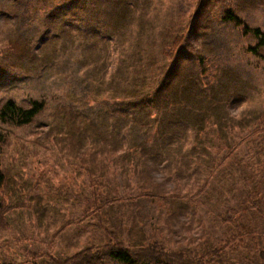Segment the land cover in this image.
<instances>
[{"label":"trees","instance_id":"16d2710c","mask_svg":"<svg viewBox=\"0 0 264 264\" xmlns=\"http://www.w3.org/2000/svg\"><path fill=\"white\" fill-rule=\"evenodd\" d=\"M15 1L13 35H8L10 38L0 46L1 57L10 61L11 66L27 73L33 71L26 51L31 41L39 42L34 22L44 25L46 20L38 16L48 13L56 19L75 17L64 20L54 38H44L41 47L46 52L38 56L35 77L57 75L44 68L47 64L44 60L52 63L62 59L64 69L59 77H66L68 72L76 74L71 62L74 67H92L83 77L76 78V84L82 88L81 95L72 96L63 90L56 100L74 116L76 126L67 125L46 133V140L53 141V146L68 151L79 161L75 165L78 174L88 177L87 183H79L78 187L68 183L77 200L82 193L93 196V208L102 201L109 203L110 195L121 189L115 176L120 171L136 174L145 162L171 168L174 173L182 163L194 164L185 173L192 176L205 173L206 183L212 176L219 177L226 170L242 167L243 157L238 153L246 139L241 138L234 150V140L230 137L233 130L224 126L227 106L237 97L239 75L231 63L234 55L227 52L220 59L216 45L208 53L193 50L191 43L194 39L200 41L202 36L205 38L202 46L213 45L209 44V31L205 32L196 20L185 17L182 0H171L168 6L155 12L154 0ZM140 3L144 4L142 8ZM218 4L223 5L217 13L219 24L231 26L237 35L242 33L243 38L255 41L245 52L263 59L264 30L253 25L243 12L249 6L251 10L264 5V0H203L200 7ZM186 26L190 29L185 31ZM182 44L187 45L190 55L181 60L177 51L182 54L185 49ZM114 56H117L115 69L109 73L108 63ZM171 56L175 57L168 65ZM98 89L102 96H93ZM46 107L47 101L39 99L30 101L27 107L9 99L0 107V123L12 127L30 125ZM259 116L264 124V110ZM8 138L7 132L0 128V222L11 212V203L8 205L3 200L7 185L1 166ZM104 154L106 160L95 158ZM204 164L210 165L207 171ZM196 165L198 172H194ZM141 195V199L156 196L148 187ZM257 197V201L251 200L249 204L261 210L262 194L258 193ZM85 200L89 207V196ZM226 222L238 228V233L205 251L176 249L157 240L142 243L133 239L131 243L109 231L108 242L91 245L75 256L56 254L52 247L46 251H29L21 262L1 264H264V220L252 226L241 216L236 221L228 218Z\"/></svg>","mask_w":264,"mask_h":264},{"label":"rangeland","instance_id":"374dc122","mask_svg":"<svg viewBox=\"0 0 264 264\" xmlns=\"http://www.w3.org/2000/svg\"><path fill=\"white\" fill-rule=\"evenodd\" d=\"M154 1L157 5L153 12L168 6L171 0ZM202 1L182 0L183 12L186 18L196 20L205 32L209 31V44L213 45L202 46L205 40L202 36L200 41L194 39L191 43L194 51L208 53L216 45L220 59L227 52L234 55L231 63L239 72H236L239 75L237 97L227 106L224 126L233 130L230 137L234 140V150L241 138L246 139L241 153H238L243 157L242 167L226 170L219 177L212 176L206 183L205 173L196 176L185 173L194 164L182 163L174 173L171 168L166 170L145 162L142 170L136 174L126 175L120 171L115 176L121 189L110 195L109 203L102 201L93 208V196L82 193L81 199L77 200L70 186L87 183L88 177L78 174L75 165L79 161L73 159L68 151L53 146V141L46 140V133L50 130L56 132L67 125L76 126L74 116L63 103L56 100L63 95V90L72 96L81 95L82 88L76 84V78L83 77L92 67H74L71 62L76 74L68 72L66 77H59L60 70L64 69L62 59L52 63L44 60L47 63L44 68L51 69L57 75L35 77L40 62L38 56L46 52L41 47L42 41L44 38H54L63 21L75 17L60 16L56 19L48 13H41L38 18L46 20L44 25L34 22L40 35L39 42L31 41L26 51L31 57L28 64L33 71L27 73L11 66L10 61L0 55V107L9 99L23 107L35 99L47 101L45 111L30 125L12 127L0 123L9 136L1 156L7 185L3 190V200L8 205L11 203L8 218L4 216V221L0 222V264L21 262L29 251H46L52 247L56 254L75 256L91 245L108 242L109 231H115L119 237L131 243L133 239H140L142 243L157 240L176 249L205 251L238 233V228L226 222L228 218L236 221L241 216L249 226L264 220V124L259 116L264 110V58L245 52V48L250 44L254 46L255 41L243 38L242 33L237 35V30L231 26L219 24L217 13L222 4L200 7ZM15 3V0H0V46L13 35ZM143 5L140 3L139 7ZM262 6L251 10L249 6L243 14L253 25L261 26L264 30ZM177 9L181 10V7ZM189 29V26L184 28L185 31ZM197 37L200 38V35ZM186 44H182L185 47L182 54L177 51L178 59H186L190 55ZM174 57L168 58V65ZM116 59L117 56H114L109 61L107 72L114 71ZM100 89L93 96H102ZM44 141L47 142L41 145ZM95 158L98 161L106 160V155ZM196 167L194 172H198ZM208 167L210 165L204 164L206 171ZM147 187L156 196L151 199L139 198ZM258 193L263 197L259 202L262 211L249 204L251 200H258ZM87 196L89 207L85 200ZM244 200H247L246 204H243ZM121 220L123 222L119 223Z\"/></svg>","mask_w":264,"mask_h":264}]
</instances>
